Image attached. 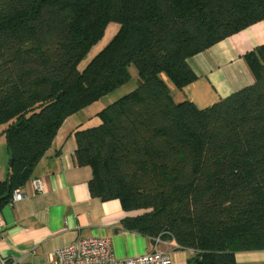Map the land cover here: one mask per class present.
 Masks as SVG:
<instances>
[{"label": "trees", "instance_id": "1", "mask_svg": "<svg viewBox=\"0 0 264 264\" xmlns=\"http://www.w3.org/2000/svg\"><path fill=\"white\" fill-rule=\"evenodd\" d=\"M257 22L264 0H0V211L62 123L133 67L135 88L75 131L90 194L120 202L123 230L190 250L187 264L263 251L264 45L245 55L254 82L206 108L174 103L169 87L196 79L189 58ZM109 24L117 32L80 71Z\"/></svg>", "mask_w": 264, "mask_h": 264}, {"label": "crops", "instance_id": "2", "mask_svg": "<svg viewBox=\"0 0 264 264\" xmlns=\"http://www.w3.org/2000/svg\"><path fill=\"white\" fill-rule=\"evenodd\" d=\"M262 45L264 23L257 22L189 58L187 64L196 79L181 90L170 85L172 101H190L203 109L251 85L254 76L245 55ZM122 88L102 97L104 101L85 121L77 117L78 112L68 117L31 178L40 180L44 191H34L31 180L27 181L21 189L22 198L2 208L0 264H45L58 248L92 237L106 238L118 259L158 250L169 255L170 264H187L191 251L178 247L172 239L156 242L123 230L121 221L130 213L122 209L118 200L93 197L89 191L90 167L78 166L74 160L75 131L97 126L99 119L95 115L135 86ZM90 117L93 119L88 120ZM5 152L4 159H0V180L7 169ZM235 264H264V250L236 253Z\"/></svg>", "mask_w": 264, "mask_h": 264}, {"label": "built area", "instance_id": "3", "mask_svg": "<svg viewBox=\"0 0 264 264\" xmlns=\"http://www.w3.org/2000/svg\"><path fill=\"white\" fill-rule=\"evenodd\" d=\"M30 185L36 192L44 191L40 180L33 179ZM21 198V191L16 190L9 204ZM154 240L157 242L159 238ZM170 261L168 254L158 250L131 259H118L114 256L110 242L106 238L92 237L79 239L58 248L45 264H170Z\"/></svg>", "mask_w": 264, "mask_h": 264}, {"label": "rangeland", "instance_id": "4", "mask_svg": "<svg viewBox=\"0 0 264 264\" xmlns=\"http://www.w3.org/2000/svg\"><path fill=\"white\" fill-rule=\"evenodd\" d=\"M117 30H118V25H115V24H109L106 27L102 39L90 49V51L87 53L85 58L79 63L78 69L80 71L83 70L85 68V66L91 61V59L110 42V40L113 38V36L117 32ZM129 71H130V75H131V80L123 88H125L127 86H128V88H130L132 85L135 86L136 71L133 67H130ZM101 101H104V100H98V101L94 102L90 107H88L86 109L84 108L85 110H81L82 112H78L77 117H80V119L82 121H85L86 117L89 116L96 109V107H98L97 105H98V103H101ZM92 119H93V117H90L88 120H92ZM3 128H4V126H3ZM1 131H2V126L0 127V133H1ZM0 138H2L1 139L2 144H0V159L2 157L4 159V157L6 156L5 151H7V149H5L6 148L5 138L1 134H0ZM2 146L4 147L5 150H2Z\"/></svg>", "mask_w": 264, "mask_h": 264}]
</instances>
